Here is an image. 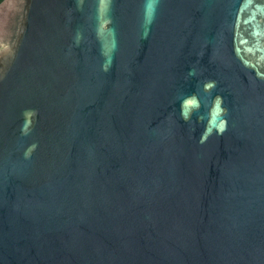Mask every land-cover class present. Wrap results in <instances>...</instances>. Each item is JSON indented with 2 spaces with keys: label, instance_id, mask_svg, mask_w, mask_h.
Returning a JSON list of instances; mask_svg holds the SVG:
<instances>
[{
  "label": "water",
  "instance_id": "95a60500",
  "mask_svg": "<svg viewBox=\"0 0 264 264\" xmlns=\"http://www.w3.org/2000/svg\"><path fill=\"white\" fill-rule=\"evenodd\" d=\"M0 264H264V0H3Z\"/></svg>",
  "mask_w": 264,
  "mask_h": 264
},
{
  "label": "trees",
  "instance_id": "16d2710c",
  "mask_svg": "<svg viewBox=\"0 0 264 264\" xmlns=\"http://www.w3.org/2000/svg\"><path fill=\"white\" fill-rule=\"evenodd\" d=\"M3 0H0V3L2 2Z\"/></svg>",
  "mask_w": 264,
  "mask_h": 264
}]
</instances>
